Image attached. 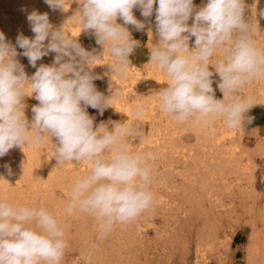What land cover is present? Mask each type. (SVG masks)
<instances>
[{
	"label": "clouds",
	"instance_id": "1",
	"mask_svg": "<svg viewBox=\"0 0 264 264\" xmlns=\"http://www.w3.org/2000/svg\"><path fill=\"white\" fill-rule=\"evenodd\" d=\"M72 2L45 0L53 10H67ZM76 2L80 7L60 29L49 22L48 13L33 10L27 14L33 38L21 33L14 46L0 32V157L14 147H45L51 142L58 165L87 162L90 170L73 180L64 211L91 219L98 239L103 240L116 226L130 224L155 203L154 154L131 146L133 139L144 142L143 130L131 122L111 120L94 128V117L86 111L90 106L102 115L122 98L119 87L109 96L99 92L93 81L100 77L86 70L107 53L112 80L127 76L139 41L117 23L118 18L140 31L146 21L138 20L133 10L140 9L146 20L155 11L158 41L150 45L149 62L162 72L166 83L154 95L160 111L177 123L207 125L219 119L230 129L251 123L253 117L247 114L254 106L264 105V100L242 93L245 87L264 81V46L256 39L255 22L245 20V0H206L199 9L193 0ZM259 15L264 18V9ZM69 23L94 33L104 49L103 59L69 35ZM148 34L151 37L150 25ZM49 53L56 54L53 63L41 64L31 77L17 60L22 55L36 67ZM214 74L219 77L216 83L222 98L216 97ZM33 94L39 103L32 107L30 123L24 115V100ZM148 104V98L137 99L132 116L140 118ZM4 167L10 175V166ZM68 247L63 223L46 207L0 198V264H62ZM95 247L81 253L85 264H90Z\"/></svg>",
	"mask_w": 264,
	"mask_h": 264
},
{
	"label": "rangeland",
	"instance_id": "2",
	"mask_svg": "<svg viewBox=\"0 0 264 264\" xmlns=\"http://www.w3.org/2000/svg\"><path fill=\"white\" fill-rule=\"evenodd\" d=\"M0 1V32L4 33L6 40L15 46L16 38L21 33L33 38L34 33H30L32 32L30 28L23 29L24 32L17 25L20 19L19 14L5 0ZM205 3L206 0H193L196 9ZM245 5V20L255 22L258 31L256 39L261 46H264V18L259 15L260 10L264 9V0H245ZM157 6L158 4L154 5V9ZM47 7L44 0H38L36 6L38 12L47 13ZM79 7L78 2L73 0L68 6L69 19ZM133 11L138 20L146 21L147 27L138 31L132 25L127 27L124 25L132 38L139 41V47L130 56L131 64L127 76L112 80L111 69L107 64L111 61V57L107 53L105 54L106 62L100 64L102 62L97 61V65L90 69L86 66V70L100 77L93 83L103 95L108 96V90L112 84L123 81L121 85L130 83L126 101L130 100L129 102L134 104L137 99L143 97L149 99V104L144 114L138 119L132 116L133 105L129 102L127 104L132 107L130 106L127 112L124 106L109 107L102 115L99 110L90 106L86 111L89 116L94 117V128L101 122L107 123L111 120L131 122L143 130L145 141L141 143L133 139L131 146L134 151H151L154 154L151 185L153 189H151L154 195L161 194V201L155 200L154 206L142 213L143 216L139 215L135 222L130 223L131 225L116 226L103 240L98 239L96 226L91 219L77 213L69 215L62 210L58 219L65 227V238L69 244L62 264H85L80 259L81 253L87 252L94 244L96 247L92 251L91 258L96 252L103 251L107 254L104 264H196V255L199 254L196 248H203V246L202 251L207 264H264V248H262L264 247V105L254 106L247 114L253 117L251 123L235 128L234 139L237 149L234 155L238 159L237 168H231L227 171L228 173H225V177L215 180L211 183L212 186L209 184L202 189L200 180L205 172L204 166L209 165L211 160L209 152L212 150L207 142H203L197 136V128L199 127L203 134L210 138L212 131L218 132L226 126L219 119L207 125L192 121L177 123L171 116L160 111L154 94L165 85L166 81L162 72L149 62L150 45L158 41L155 31V11L147 20L141 15L140 9ZM55 19L54 28H62L63 25L59 20L57 21L58 18L55 17ZM188 23L189 25L192 23V18ZM70 24L75 30L73 39L88 52L102 58L101 52L103 53L104 49L96 43L94 33L91 30L82 31L78 25ZM149 25L155 32L154 39L149 37ZM253 27L255 31L256 26ZM194 39V37L190 38V48L194 46ZM22 51L17 46V52ZM17 60L23 65L28 77H31L41 64L51 65L50 54L38 60L36 67H32L27 57L22 55H18ZM210 70H212L211 67ZM213 80L216 97L222 98L216 83L219 77L214 74ZM260 86H264V81H256L245 87L242 94L264 100L262 99L264 96H261L257 90ZM38 103L34 94L24 100V115L30 123L33 117L32 107ZM111 127L112 125H109L110 129ZM52 142L56 143L54 137ZM32 151L34 156H32L31 162H33L30 168L45 167L56 177V180L48 182L45 187L38 185L31 189L22 175L24 174L23 166L30 161L28 157L29 152ZM9 153L2 157V161L4 165L6 161V164L10 166L11 174L9 175L4 167L6 174L2 184L8 193H14L6 198L13 204L44 206L51 211L55 203L67 201L68 193L63 189L66 190L65 186L69 180L71 178L74 180L90 170L89 166L83 164L87 162H81L82 164L68 162L65 165H58L53 157L51 142L45 147L26 145L24 148L14 147L9 150ZM17 153L19 154L16 155ZM26 153L28 155H25ZM226 154L224 156H227ZM35 158H38L37 162H34ZM12 159H14L13 163ZM23 161L26 164L22 165ZM0 198H2L1 195ZM132 233H134L133 236ZM113 248L118 250L114 251Z\"/></svg>",
	"mask_w": 264,
	"mask_h": 264
},
{
	"label": "bare ground",
	"instance_id": "3",
	"mask_svg": "<svg viewBox=\"0 0 264 264\" xmlns=\"http://www.w3.org/2000/svg\"><path fill=\"white\" fill-rule=\"evenodd\" d=\"M6 2H7V4L17 13V14H19V16H20V19H19V24H17V25H19V27L20 28H22V30L23 29H29L30 28V25H29V23H28V21H27V14L28 13H30L31 11H33V10H36V6H37V2H38V0H5ZM45 1V0H44ZM1 2V1H0ZM254 11V10H253ZM47 13H48V16H49V22L53 25V27H55V24H54V22H55V17H57L58 19H57V21L59 20V22L64 26L65 25V23L69 20V18H68V8H67V10H61V9H56V10H53L52 8H50L49 7V5H48V7H47ZM136 15V14H135ZM3 16V15H2ZM1 16V17H2ZM137 16V15H136ZM8 20V19H7ZM16 21V20H15ZM117 23H119V24H121L122 26H124V23H123V21L121 20V19H119L118 18V20H117ZM154 24V23H153ZM11 25V24H10ZM60 25V24H59ZM12 26H13V24H12ZM61 26V25H60ZM62 26V27H63ZM126 27H127V25H126ZM147 27V26H146ZM153 28V27H152ZM8 29V28H7ZM59 29V28H58ZM146 29V28H145ZM24 32H25V30H23ZM30 31V30H29ZM67 31L69 32V35H71V36H73V35H75V30H73V26L69 23L68 25H67ZM6 33V32H5ZM17 33V32H16ZM30 33H32V32H30ZM154 34H155V32H154V30H152V35H151V38H153L154 39ZM16 35V34H15ZM156 36V35H155ZM9 37V36H8ZM16 38V37H15ZM150 38V39H151ZM11 39V38H10ZM8 41V40H7ZM13 42V41H12ZM45 43H47V41H45ZM50 54V61H51V64L53 63V60H54V57H55V53H49ZM49 54H48V56H49ZM100 55V54H99ZM101 59H103V53L101 52ZM100 62H102V63H104V62H106V56H104V59H103V61H100ZM50 64V63H49ZM106 66V65H105ZM139 75V74H138ZM140 76V75H139ZM160 78V77H159ZM123 82V81H122ZM122 82H120V81H117L115 84H112V86L109 88V90H108V96L109 95H111V93H112V90L114 89V88H116V87H119L121 90H122V93H123V95H122V98L118 101V102H116L115 103V105H114V107L115 108H120L121 106H124L125 107V109H126V112L127 111H129V108H130V106L131 105H129V104H127V102H129V101H126V99H125V97H126V94H128V92H129V84L128 85H121V83ZM120 84V85H119ZM258 91H259V93H260V95L261 96H264V86H260L258 89H257ZM126 98H128V97H126ZM262 98V97H261ZM262 99H264V98H262ZM128 100V99H127ZM130 103V102H129ZM130 104H132V103H130ZM132 105H134V104H132ZM132 107V106H131ZM153 109V108H152ZM152 109H151V112H152ZM154 111V110H153ZM128 115V114H127ZM168 121V120H167ZM169 124V123H168ZM174 124H175V122H174ZM153 126V125H152ZM171 126H173V125H171ZM177 126V125H176ZM169 127V126H168ZM184 127V126H183ZM215 128V127H214ZM202 129V128H201ZM152 130V129H151ZM149 131H150V129H149ZM152 132V131H151ZM197 136L203 141V142H207L209 145H210V147H211V150H212V152H209L210 154H211V160H209V165H205L204 166V168H205V172H204V175L202 176V174L200 175V178H201V176H202V178H201V180H200V184H201V186L200 187H202V189L203 188H205V186L206 185H209V184H211V183H213L215 180H217V179H219V178H223V177H225L224 175H225V173L227 172V171H229L231 168H234V167H236L237 168V165H238V159L235 157V153H236V149H237V144H235V139H234V133H235V128L234 129H230V128H223L222 130H220V131H218V132H215V130L214 131H212V135H211V137L210 138H207L206 136H205V134H203V131L202 130H200L199 129V127L197 128ZM153 133V132H152ZM154 134V133H153ZM237 135V134H236ZM150 136H151V134H150ZM156 136V135H155ZM153 138H154V136H152ZM152 137H151V139H152ZM150 138V137H149ZM199 139V140H200ZM145 141V140H144ZM149 141V140H148ZM225 142V143H224ZM143 143V142H142ZM31 147V146H30ZM15 150H17V149H15ZM173 150V149H172ZM262 150V149H261ZM14 152V151H13ZM16 152V151H15ZM9 153V152H8ZM30 154H29V160L30 161H28V163L26 164L24 161H23V163H21L22 165L23 164H26L25 166H23L24 168H23V173L24 174H22L23 176H24V178L27 180V182L29 183V185H30V188L31 189H33L35 186H41V187H45L46 186V184L48 183V182H52V181H54V180H56L55 178V176H54V174L52 173V172H50V171H48L47 170V168H45V167H42V166H38V167H35V168H30L31 167V164H32V162H31V160H33L32 159V156H34V155H32V154H34L33 153V151L32 152H29ZM207 153V152H206ZM208 153V154H209ZM226 153H228V155L226 154ZM10 154V153H9ZM9 154H7V155H9ZM19 153H17L16 155H18ZM227 155V156H224V155ZM16 155H15V157H16ZM25 155H28L27 153L25 154ZM12 156V155H11ZM10 156V157H11ZM13 156H14V154H13ZM210 156V155H209ZM240 156V155H239ZM7 157V156H6ZM9 157V156H8ZM207 157V156H206ZM21 159V158H20ZM27 159V158H26ZM36 159V158H35ZM6 160V159H5ZM9 160V159H8ZM13 160L14 159H12L11 161H12V163H13ZM16 160V159H15ZM18 160V159H17ZM28 160V159H27ZM27 160H26V162H27ZM37 160H38V158L36 159V161H34V162H37ZM18 162V161H17ZM21 162V161H20ZM11 163V162H10ZM241 163V162H240ZM5 164H6V161H5ZM39 164V163H38ZM82 164V163H81ZM84 165H87V166H89L88 165V163H83ZM4 164H3V161H2V157H0V178H4V176H5V170H4V166H3ZM8 165V164H7ZM13 165H15V164H13ZM20 165V164H19ZM86 166V167H87ZM18 167V166H17ZM90 167V166H89ZM54 168V167H53ZM235 168V169H236ZM63 171V170H62ZM233 171V170H232ZM54 172V171H53ZM231 172V171H230ZM57 173V172H56ZM228 173V172H227ZM251 173V172H250ZM21 174V173H20ZM63 174V173H62ZM56 175V174H55ZM57 176V175H56ZM22 177V176H21ZM59 178V177H58ZM2 180L3 179H0V195H1V197L3 198V199H6L7 198V196L8 197H10V196H12V195H14V193H11V192H7L5 189H4V187H3V184H2ZM24 180V179H23ZM58 180H61V179H58ZM68 180V179H67ZM72 180V181H71ZM26 182V183H27ZM72 182H73V179L71 178L70 180H69V182H68V184H66V186H65V188H66V190L65 189H63L64 190V192L65 191H67L66 193H68L69 192V190H70V188H71V185H72ZM5 183V182H4ZM215 185V184H214ZM211 186H212V184H211ZM6 188V187H5ZM152 188V187H151ZM153 189V188H152ZM200 189V188H199ZM211 189V188H210ZM247 190V189H246ZM199 191V190H198ZM155 193H157V192H155ZM9 194V195H8ZM249 194V193H248ZM160 195L161 194H157V196L156 195H154L155 197H154V199L157 201V200H160L161 199V197H160ZM9 200V199H8ZM161 201V200H160ZM64 206H65V202H63V203H55L54 204V207L51 209V212L55 215V216H57V218H58V216H59V214H60V212L62 211V210H64ZM48 208V207H47ZM49 208H50V206H49ZM73 214H76V213H73ZM146 214V213H145ZM144 214V215H145ZM140 216H143V215H140ZM135 222V221H134ZM132 224H134V223H132ZM137 224V223H136ZM131 225V224H130ZM135 225V224H134ZM138 226V225H137ZM134 227V226H133ZM126 228H128V227H126ZM125 228V229H126ZM138 228H139V226H138ZM122 229V228H121ZM129 229V228H128ZM137 229V228H136ZM123 230V229H122ZM119 231V230H118ZM125 232H126V230H125ZM134 232V231H133ZM133 234L134 233H132V236H133ZM119 235V234H118ZM126 236V235H125ZM122 237V236H121ZM120 237V238H121ZM128 237V236H127ZM125 239V238H124ZM128 239V238H127ZM117 240V239H116ZM115 240V241H116ZM121 240V239H120ZM119 240V241H120ZM118 241V240H117ZM129 243V242H128ZM116 244V243H115ZM125 244H127V243H125ZM121 245V244H120ZM126 246V245H125ZM206 246V245H205ZM121 247V246H120ZM123 247V246H122ZM124 248V247H123ZM203 248H204V246H203ZM203 248H201V247H197L196 249V251H198L199 252V254L197 253V255H196V260H195V262H196V264H207V262H206V260H205V255L203 254ZM262 248H264V247H262ZM111 248H109V250H110ZM114 249V251L115 250H118L117 248H113ZM126 249V248H125ZM120 250V249H119ZM117 252V251H116ZM126 252H128V251H126ZM130 252V251H129ZM114 253V252H113ZM130 254V253H129ZM106 253L105 252H103V251H98V252H96L94 255H93V257L91 258V261H90V264H104L105 263V259H106ZM124 255H125V253H124ZM131 255H132V253H131ZM116 256V255H115ZM118 256V255H117ZM121 256V255H120ZM126 256H127V254H126ZM125 257V256H124ZM111 258V257H110ZM118 258V257H117ZM130 258V257H129ZM115 259V258H114ZM132 260V259H131ZM109 261V260H108ZM107 261V262H108ZM133 261H135V260H133ZM194 261V260H193ZM125 262V261H124ZM112 263V262H111ZM114 263V262H113ZM130 264V263H129ZM133 264V263H132Z\"/></svg>",
	"mask_w": 264,
	"mask_h": 264
}]
</instances>
